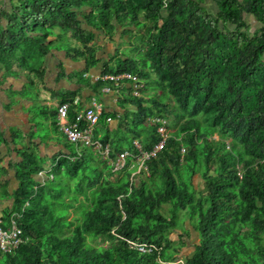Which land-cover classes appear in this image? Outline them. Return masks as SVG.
<instances>
[{
  "label": "trees",
  "instance_id": "16d2710c",
  "mask_svg": "<svg viewBox=\"0 0 264 264\" xmlns=\"http://www.w3.org/2000/svg\"><path fill=\"white\" fill-rule=\"evenodd\" d=\"M210 1L217 15L204 0H10L0 8L1 76L16 75L17 67L40 71L53 48L82 60L79 76L89 82L83 72L97 62L89 41L98 30L109 33L124 20L146 27L133 54L103 71H129L141 88L162 91L149 94L151 105L144 91L124 93L138 107L131 130L141 133L143 121L169 113L167 126L176 129L135 174L130 155L114 168L93 145L79 144L56 153L54 174L40 179L34 172L44 169L43 156L35 146L21 148L4 216L17 212L23 238L0 250V264H264V0ZM247 14L261 23L253 32ZM67 32L84 45L72 44ZM104 82L111 83L99 78L94 87ZM106 113L94 137L111 143L112 158L136 151L133 135L129 147L116 136L120 123L111 135ZM157 138L153 126L142 142ZM197 172L201 190L191 182ZM183 217L199 239L175 260L191 233ZM178 228L176 240L171 231ZM99 233L116 240L95 244Z\"/></svg>",
  "mask_w": 264,
  "mask_h": 264
},
{
  "label": "crops",
  "instance_id": "0c3cea01",
  "mask_svg": "<svg viewBox=\"0 0 264 264\" xmlns=\"http://www.w3.org/2000/svg\"><path fill=\"white\" fill-rule=\"evenodd\" d=\"M60 59L62 60L61 65L59 64ZM52 64L46 67L43 65L40 71H30V74L31 72L39 73L45 67L44 78L40 80L35 75L31 76L27 71L26 73L18 71L16 75L1 76L2 80L13 76L21 77V83L11 81L12 83L6 87L0 86V177L4 181L5 173H7V177L10 178H7L6 183L12 190L18 183L15 177V163L22 159L21 148L35 146L45 159L42 172H34V175L40 178L39 174L47 175L52 168L53 157L56 153L69 154V152L72 153L73 147H77L76 143L65 137L56 124V110L63 98H66L65 100L79 98L78 103L73 104L74 111L92 104L94 100L97 101L102 109L107 111L106 115L111 116V119L107 121L111 134L119 130V120L116 115L128 108L123 102L126 97L121 92L124 84L109 83L113 89L108 92L103 89V84L107 82L100 83L95 88L92 81L91 83L86 82L79 76L84 69L82 60L63 59L59 56ZM95 65L88 70L98 73L101 70L100 64L96 67ZM28 86L29 88L35 86L33 94H28ZM114 111L115 116H112ZM97 127L100 128L98 133L101 134L103 129L101 119Z\"/></svg>",
  "mask_w": 264,
  "mask_h": 264
},
{
  "label": "rangeland",
  "instance_id": "374dc122",
  "mask_svg": "<svg viewBox=\"0 0 264 264\" xmlns=\"http://www.w3.org/2000/svg\"><path fill=\"white\" fill-rule=\"evenodd\" d=\"M204 7L207 9V11H209L211 14L213 15H217V8L216 6L210 1V0H204L203 2ZM10 6V0H0V8L2 9H6L9 8ZM247 19L249 22V30L251 32L255 31L257 28H259V26L261 25V23L259 21H257L253 15L251 14H247ZM127 22V20H124L123 23H121L120 25H118L116 27V29H111V31L108 32H104V31H97L94 35V38L92 40L89 41V44L91 45V48L93 49L95 58L97 59L96 65L100 64L101 70L99 72H103V70H105V64L108 65L109 67H111L113 70L116 67L117 63H118V59L121 57H124L125 55H132L133 54V44L134 43H142L143 41V37L147 34V28L146 27H137L134 26L132 27H127V24H125ZM232 26L234 25L233 23H230ZM222 25V22H221ZM90 29H92L91 26H89ZM126 29H128L126 31ZM67 36L69 37L70 41L72 44L76 45V46H80L82 47L84 45V42L82 41L81 38H79V36L77 34H73L71 32H67L66 33ZM50 52H47V54L44 57V61L42 62V68L43 65L46 67L47 65H53L52 63H55L57 60V57L61 56L63 59L64 58H70L68 54H66L63 50H56V49H50ZM53 51V54H51ZM77 61V60H76ZM95 65V67H96ZM44 67V69H45ZM93 68V67H92ZM44 69L37 73V72H29V74L35 75L38 77V79H43L44 78ZM17 71H23L26 73V68L23 67H17ZM109 71V70H106ZM28 72V71H27ZM89 72H93L91 70H86L84 71V76L88 77V73ZM98 72V73H99ZM98 73L93 72L94 75H97ZM154 73L151 71V75H153ZM90 78V83L91 81L93 83H95L97 80L95 77L89 76ZM139 77V76H138ZM21 77H9L8 79L2 80L1 74H0V86L2 87H6L9 83H21ZM12 81V82H11ZM124 84L122 90V93H127V92H132L135 91L136 87H132V85H130L129 81L126 80L124 81ZM150 82V81H149ZM152 83V82H150ZM142 83H140L139 85H141ZM34 88L35 86H30V88L27 89L28 94H33L34 93ZM113 89V88H112ZM144 91L146 93V99L145 100V104L147 105H151L154 102H152L150 100V95L151 93H155V94H159L162 95V91L160 89H155L154 87H150L148 89H143L141 87H139L138 89V93ZM36 94V93H35ZM34 94V95H35ZM166 99L168 100H172V98L170 96L166 97ZM124 105L126 107H128L126 110H124V112L119 113V115H116V118L119 120V123L121 125V128L123 129L122 131H118L117 135L119 137V140H121L125 146L129 147V141H128V137L130 138V136H134L135 138H138L140 140H144L142 139L144 136V133H149V131L152 129V127L154 126V124L147 119L146 121H143L141 123V133L138 132H134L132 129L133 127V119H135L136 122H139L138 119L133 118V113H135L138 109L136 104H133L132 102H130V99L124 98L123 100ZM36 113V110H35ZM197 116L200 115V113L196 114ZM37 116V114H36ZM150 116V115H149ZM166 116V115H165ZM168 123H173L174 122V118L172 116L171 113L167 114L166 116ZM119 126V124H118ZM171 131H175V128H171L169 127ZM113 135V134H111ZM109 142V141H108ZM76 143V142H74ZM79 145H77L78 147ZM110 147H111V143H110ZM96 150H100L97 149ZM101 154L103 156H105L102 152V150H100ZM70 153V152H69ZM99 153V152H98ZM118 157V156H117ZM44 164H45V159H43ZM120 165V164H119ZM120 169H117L116 172L118 173ZM116 172L112 173V177L117 176L118 174H116ZM50 176L52 174H54L53 168L50 169ZM43 174V173H42ZM40 179L45 178L47 175H40ZM7 178V173H5V180L3 181L0 177V205L2 207H0V210H2L3 212H5V208H7L8 205L11 204L13 197H12V188L9 186L8 183H6ZM191 182L194 184L196 189H203L204 188V177L201 175V172H197L193 178L191 179ZM163 210L164 212L169 213V208H168V203L165 202V205L163 206ZM182 211V210H181ZM71 216V214H70ZM183 221L185 226H189L191 227V233L190 234H185V239L186 242L183 243L180 247H179V251L177 253L176 259L175 260H182L184 255L191 253L194 250V243H196V241L199 239V235L196 229L192 228V224L191 221L187 218V217H183ZM181 228L178 229H173L171 231L172 236L176 239L179 240V234L181 233ZM116 239L111 237V236H106L102 233H99L98 236L92 240L93 243L97 244L98 242H102L104 244H109L112 241H115Z\"/></svg>",
  "mask_w": 264,
  "mask_h": 264
},
{
  "label": "built area",
  "instance_id": "2783aa9c",
  "mask_svg": "<svg viewBox=\"0 0 264 264\" xmlns=\"http://www.w3.org/2000/svg\"><path fill=\"white\" fill-rule=\"evenodd\" d=\"M88 75L95 77L97 81L99 78H104L116 85L125 83L124 81L128 80L132 87H136L133 93L138 94V89L140 87L139 77L129 71H103L99 72L97 75L89 72ZM112 88V85L108 82L103 84V89L108 92L112 91ZM78 101V97H75L73 100L62 101L56 110L55 118L57 127L67 139L76 142V144L93 145L95 148L102 150L105 157H108L112 164H114V168H120L125 165L127 155H130L132 157L130 166L133 167V174L143 169H148V159L156 156L167 140L169 129L166 116L153 115L149 117V120L154 124V128L158 132V138L151 145L147 146L140 139L134 138V143L137 147L136 151L125 149L117 158H112L110 156V142H104L94 137V129L103 111L102 106L94 100L92 104L75 110L73 117H70L69 111H71L73 104L78 103ZM105 118L109 121L111 116L106 115ZM185 151L186 146L183 145L182 152ZM16 215L17 212H11L10 216L5 218L4 212L0 211V250H12L23 238V230L18 223ZM138 247L141 249L146 248L143 244H138Z\"/></svg>",
  "mask_w": 264,
  "mask_h": 264
},
{
  "label": "clouds",
  "instance_id": "9594fccd",
  "mask_svg": "<svg viewBox=\"0 0 264 264\" xmlns=\"http://www.w3.org/2000/svg\"><path fill=\"white\" fill-rule=\"evenodd\" d=\"M105 117H106V116H105ZM168 129H169V128H168ZM94 131H95V130H94ZM134 138H135V137H134ZM134 138H133V139H134ZM68 140H69V139H68ZM141 141H142V140H141ZM73 142H74V141H73ZM77 145H79V144H77ZM40 171L42 172V170H40Z\"/></svg>",
  "mask_w": 264,
  "mask_h": 264
}]
</instances>
